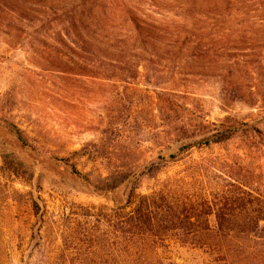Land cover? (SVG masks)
Wrapping results in <instances>:
<instances>
[{"label": "trees", "instance_id": "obj_1", "mask_svg": "<svg viewBox=\"0 0 264 264\" xmlns=\"http://www.w3.org/2000/svg\"><path fill=\"white\" fill-rule=\"evenodd\" d=\"M96 2L0 0V39L9 47L26 43L30 65H47L46 71L63 80L78 76L144 86L152 80L157 88L153 96L105 108L94 126L100 138L73 152L103 167L105 175L89 179L68 165L88 193L111 205L90 214L92 228L65 226L57 255L40 264H166L171 247L204 251L206 264H237L238 235L245 239L264 231V196L249 187L248 166L230 157L202 158L182 173L157 176L162 164L179 160L184 151L220 144L236 130L200 133L189 105L196 99L189 91L195 84L218 80L225 108L264 103V0H225L208 7L202 13L215 20L213 26L225 22L217 35L199 29L168 32L130 16L132 48L127 50L110 48ZM219 11L220 19L211 17ZM138 105L140 111L132 113ZM2 128L27 146L16 125ZM121 128L122 141L117 139ZM137 138L139 144L156 142L151 161L144 163L145 150L131 144ZM145 175L156 180V187L140 193ZM31 204L41 221L39 206Z\"/></svg>", "mask_w": 264, "mask_h": 264}, {"label": "rangeland", "instance_id": "obj_2", "mask_svg": "<svg viewBox=\"0 0 264 264\" xmlns=\"http://www.w3.org/2000/svg\"><path fill=\"white\" fill-rule=\"evenodd\" d=\"M222 2L225 0H97L95 11L103 20V35L110 48L127 50L132 48L127 39L130 16L168 32L182 34L199 29L217 35L225 22L216 28L215 20L202 12ZM221 12L211 17L218 18ZM192 22L197 23L195 28ZM261 22L264 27V20ZM27 52L26 43L9 47L0 39V264H40L57 255L65 226L92 228L94 219L90 214L99 206L111 204L88 193L68 165L83 175L89 174V179L106 172L73 152L85 142L100 138L94 126L105 108L120 107L119 103L128 98L153 96L157 90L152 80L149 86L93 82L78 76L63 80L57 73L46 71L47 65H30ZM138 71L142 73L143 69ZM219 88L218 80L208 79L189 90L196 98L189 102L196 115L194 123L200 133L232 127L236 130L220 144L193 146L179 160L162 164L157 179L182 173L184 167L202 158L230 157L248 166L249 187L264 196V103L251 108L236 102L225 108L219 101ZM138 111L140 105L131 112ZM8 124L17 126L27 146L19 145L2 128ZM124 135L121 128L117 139L122 141ZM131 144L138 146V138ZM139 145L145 150L143 162L151 161L157 153L156 142L142 141ZM155 187L156 180L145 175L140 178L138 192L148 193ZM32 202L39 206L41 221L33 215ZM210 222L214 224L213 219ZM256 236L248 233L242 239L238 235L237 264H264V231ZM166 257V264L208 262L204 251L191 248L171 247Z\"/></svg>", "mask_w": 264, "mask_h": 264}]
</instances>
